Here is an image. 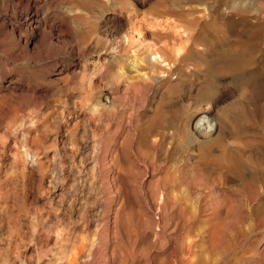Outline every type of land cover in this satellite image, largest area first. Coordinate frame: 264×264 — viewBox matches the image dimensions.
I'll use <instances>...</instances> for the list:
<instances>
[{
	"label": "rangeland",
	"instance_id": "rangeland-1",
	"mask_svg": "<svg viewBox=\"0 0 264 264\" xmlns=\"http://www.w3.org/2000/svg\"><path fill=\"white\" fill-rule=\"evenodd\" d=\"M155 1L0 0V264H264V185L247 174L264 159V0L230 26L195 13L256 41L240 73L201 44L173 62L169 36V66L116 78L110 46L133 27L149 43ZM200 112L214 131L194 130Z\"/></svg>",
	"mask_w": 264,
	"mask_h": 264
},
{
	"label": "bare ground",
	"instance_id": "bare-ground-1",
	"mask_svg": "<svg viewBox=\"0 0 264 264\" xmlns=\"http://www.w3.org/2000/svg\"><path fill=\"white\" fill-rule=\"evenodd\" d=\"M263 7L260 6V8L257 9L254 0H157L153 2L148 9V20H153L157 23L161 18L166 19L163 26L158 24L151 26V30L148 28V37L151 38L149 43H143L145 37L142 30H136L135 27H133L129 35L124 34L119 43L110 46L109 49L111 53L113 52L117 54L119 50H123L125 52V55L123 56H125L127 60L125 66L120 67V70H122L121 73L115 69V76L118 78L121 75H125L126 77H129L128 80H132L133 78L146 79L150 73L147 71L148 66L149 68L150 66H155L157 64L169 66L170 60L168 57L167 59L165 57V50L168 49V40L166 41V39L169 36H172L173 38L178 37L183 40L181 41L182 46L172 49V53L175 57L173 62H178L180 60L185 61L188 59L189 55L194 52L201 53L199 52V49H195L194 47L195 45L201 44L204 46V55L209 56L212 59V63L214 62L216 64L220 63L225 65V68L222 69L225 70V73L229 75H235L236 72L240 73L238 71L244 70V68L250 63L252 58L249 54L251 49L255 47L256 41L253 42L248 38L247 41L239 43L237 40L229 39L221 34L218 27L216 28V26L209 22H201L196 18L195 13L198 12V10H202L207 16L214 13L217 18L222 17L226 19L228 26H230L233 23V20H238L239 22L246 21L248 15L245 13L248 14L254 11H263ZM234 15H238L237 19L232 17ZM135 35L138 36L136 37L137 39H134ZM145 35H147V33ZM167 60L169 61L167 62ZM117 66H119L118 61L114 62V67L116 68ZM209 75V77L205 78L207 80L206 84H209L215 75L214 69L209 70ZM97 107L98 104L96 103V105L92 106V109L97 110ZM196 117L194 123V130L196 132L207 134L215 130L217 124L214 121L213 116L206 112H200L197 113ZM159 119L161 120V118ZM253 144L254 140H248L245 142V146L251 147ZM221 145L223 156H225L232 147L226 143H222ZM238 163V160L231 163L232 166H229V171L233 170L239 178L246 179L243 165H239ZM263 166L264 159L254 162L252 168L247 173L249 174V181H252L255 187H258L259 184L262 186L264 185ZM256 198L260 201H264V196H261L260 193H258ZM70 255L72 256V254ZM74 255L73 257H75ZM71 256L69 258V264L74 262V259Z\"/></svg>",
	"mask_w": 264,
	"mask_h": 264
}]
</instances>
